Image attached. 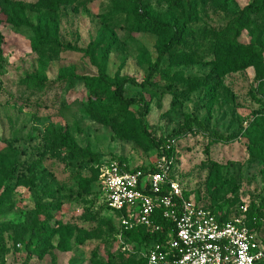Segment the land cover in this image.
<instances>
[{
	"label": "rangeland",
	"instance_id": "374dc122",
	"mask_svg": "<svg viewBox=\"0 0 264 264\" xmlns=\"http://www.w3.org/2000/svg\"><path fill=\"white\" fill-rule=\"evenodd\" d=\"M16 1L24 4L16 29L0 9V264H23L28 251L27 264H142L143 241L119 237L117 217L104 209L100 173L111 163L154 168L161 156L124 134L123 118L115 125L94 121L82 83L68 86V77L58 76H94L102 67L109 81L143 78L172 35L165 23L179 25L188 14L164 0H69L53 9ZM189 1L195 13L181 43L159 63L152 85L126 84L124 97L148 102L146 129L166 139L165 159L187 196L218 214L259 210L264 241V82L255 81L261 69L230 71L220 80L211 71L218 38L264 60V9L239 14L262 0ZM135 10L157 23L143 29ZM33 27L49 42L42 49L31 47ZM100 100L113 113L121 108ZM128 111L137 118L138 107ZM254 121L259 128L249 130ZM234 133L223 141L212 136ZM33 229L48 238L27 245Z\"/></svg>",
	"mask_w": 264,
	"mask_h": 264
},
{
	"label": "built area",
	"instance_id": "2783aa9c",
	"mask_svg": "<svg viewBox=\"0 0 264 264\" xmlns=\"http://www.w3.org/2000/svg\"><path fill=\"white\" fill-rule=\"evenodd\" d=\"M104 202L118 218L119 237L141 226L164 240L146 248L145 264H259L264 245L247 225V207L222 219L185 197L162 156L153 171L111 163L101 170ZM159 216L168 227L159 225Z\"/></svg>",
	"mask_w": 264,
	"mask_h": 264
},
{
	"label": "trees",
	"instance_id": "16d2710c",
	"mask_svg": "<svg viewBox=\"0 0 264 264\" xmlns=\"http://www.w3.org/2000/svg\"><path fill=\"white\" fill-rule=\"evenodd\" d=\"M69 0H36V2L40 5L45 6L46 8L53 9L59 6L61 2H67ZM74 1V0H71ZM136 4L141 5L142 0H133ZM165 2L169 3L173 8L179 11L182 14V9H185L188 16L183 19L181 24L176 25L171 22H166L165 25L172 26L173 31L172 35L165 41L161 42L160 51L153 63H149V70L145 77L137 78L132 75L126 74L121 76L120 78L109 81L104 74L103 68L98 69V73L94 76H78L73 73L68 75L60 74L58 77L62 81H66L68 86H73L75 81H80L82 83V90H84L87 94L88 98H91V102L89 104V113L90 117L100 123L102 125H115L119 124L120 118H123L126 122L125 124L119 125V129H121L124 134H131L135 136L141 141L145 146L149 147L150 149H154L157 151L159 156H165L169 154V151L166 149V139H156L153 137L146 129L144 124V119L150 111V107L148 102L143 97H124V87L126 84H130L133 86H138L142 88H146L152 85V76L157 71V67L159 63L163 60L164 56L168 51H170L175 45L181 43L182 39L184 38L183 30L187 24H189L190 18L189 16L194 15V7L192 6L189 0H164ZM0 9L5 17V22L11 27L16 29L22 23L23 19V10L24 4L20 1L16 0H0ZM264 9V0H262V4L255 5L253 2L248 3L244 6L239 14L240 16H246L248 13H257ZM135 19L137 20L138 25H141L143 29H146V25H152L153 23H157L156 19L150 16L148 12L141 11L138 12L135 10ZM2 21L0 20V23ZM245 22L242 23L244 25ZM35 30L34 36L30 38L31 47L35 49H42L44 46L48 45L49 42L41 37L39 31L36 27H33ZM239 33L237 29L235 31V35ZM2 40V35L0 33V44ZM262 49L264 50V42H260ZM61 47V46H60ZM63 49V48H62ZM247 49V46L241 45L235 40H223L222 38H218L215 42L214 49H213V61H212V68L211 71L215 73V77L223 78L228 72L243 69L249 66L257 65L260 67L261 70H257V74L255 75V81L260 80L264 82V60L263 57L260 55L258 58H254V54H246L243 55L242 52ZM258 67V69H259ZM70 75V76H69ZM32 84L39 85L40 83L37 80L30 78V82ZM100 98L110 99L116 105L121 106L117 113H113L110 108L104 105ZM131 106L138 107V111L136 112L137 118H133V116L129 113L128 108ZM262 117H264V108L259 112ZM188 121L202 126L201 122L197 121L194 118H188ZM260 123L254 121L253 124L249 127V130L255 131L259 128ZM183 130V129H181ZM236 136V133L232 134L230 137H223L221 135L212 134L213 138L216 141H223L228 140L232 136ZM252 150L259 151L256 146H252ZM130 169V168H128ZM132 171L141 170L142 172H150L153 171V168L148 167H139L130 169ZM174 178V176H173ZM6 187V186H4ZM185 197H188V193L186 191L183 192ZM2 199L0 196V208H1ZM197 205L209 209L213 214L217 216H221L222 219H225L227 216H230L226 213L218 214L210 206H207L203 203H196ZM104 209L110 212L112 215H115L117 219L119 216L125 211L117 213L113 212L108 209L103 203ZM1 210V209H0ZM260 214L259 210L252 212L247 209L246 212V221L248 227L251 231L255 232L258 240L264 245V241L260 237L259 227H260ZM156 222L161 225L162 227H168L166 221L161 220L159 216L155 218ZM48 238V235H42L38 232L37 229H33L31 232V236L27 242V245L34 246L36 241L41 238ZM123 237L129 240L140 239L143 241L145 249L150 247L155 243H159L164 240V235L162 233L158 234H150L147 230L143 227L138 226L132 231H127L123 233ZM32 253L28 251L26 259L23 264H27L28 260L30 259ZM142 264H145V260L142 259ZM259 264H264V260H262Z\"/></svg>",
	"mask_w": 264,
	"mask_h": 264
}]
</instances>
